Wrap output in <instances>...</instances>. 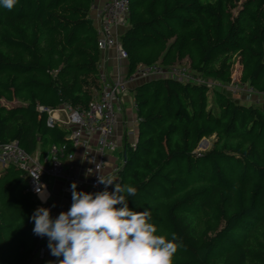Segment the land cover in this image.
<instances>
[{"label":"trees","instance_id":"trees-1","mask_svg":"<svg viewBox=\"0 0 264 264\" xmlns=\"http://www.w3.org/2000/svg\"><path fill=\"white\" fill-rule=\"evenodd\" d=\"M92 3L18 0L0 8V144L43 156L69 142L38 108L84 110L97 98ZM127 19L119 41L128 73L185 63L197 76L228 82L236 61L240 81L264 95V0H129ZM130 90L136 138L123 142L117 169L118 183L137 188L129 207L176 234L173 264H264V101L238 103L172 77ZM27 180L19 167L0 166V264H25L36 246L37 201Z\"/></svg>","mask_w":264,"mask_h":264},{"label":"built area","instance_id":"built-area-1","mask_svg":"<svg viewBox=\"0 0 264 264\" xmlns=\"http://www.w3.org/2000/svg\"><path fill=\"white\" fill-rule=\"evenodd\" d=\"M128 13L129 0H107L99 8L96 34L97 46L100 51L113 47L118 58L127 59L126 52L122 48L114 29L117 27L126 28ZM159 77H172L181 81L201 83L198 76L185 63L168 67L159 64L139 65L131 73L126 72L124 75L114 78L102 73L100 74L101 88L99 94L96 99L89 102L86 109L79 110L69 105H62L58 109L42 106L38 108L39 111L46 112V125L48 127L58 126L68 131L66 136L68 143L50 145L43 156H40L38 151L30 154L25 152L16 142L0 144V165L12 164L26 173L28 178L27 191L37 201L35 208L46 205V200L42 201L38 197L36 189L43 187L45 191L48 178L63 179L67 183V186L63 187L65 192L71 191L70 185L73 181L77 182V186H81L85 182L88 191L94 192L102 189L103 185L96 184L97 170L105 171L107 153L117 152L119 154L123 149V144L117 141L115 132L119 122V114L123 112L122 96L129 92L136 83ZM236 87L237 85L229 91L234 93ZM91 138L95 140L94 147L91 146ZM77 148H82L79 159L86 164L87 176L85 180L71 172ZM119 161L122 162L120 158ZM117 169L118 166L110 171L116 182H118ZM111 187L109 186V190ZM34 255L40 264L57 259L50 254L47 247V237L37 235ZM25 264L32 263L29 261Z\"/></svg>","mask_w":264,"mask_h":264},{"label":"clouds","instance_id":"clouds-1","mask_svg":"<svg viewBox=\"0 0 264 264\" xmlns=\"http://www.w3.org/2000/svg\"><path fill=\"white\" fill-rule=\"evenodd\" d=\"M17 2L0 0V8L11 10ZM96 177L103 188L94 192L78 190L73 181L71 204L58 215L43 205L32 212L33 234L47 237L57 258L45 264H173L176 234L159 230L149 211L129 207L128 197H135L137 188L116 182L108 171L97 170ZM36 192L47 199L43 187Z\"/></svg>","mask_w":264,"mask_h":264},{"label":"crops","instance_id":"crops-1","mask_svg":"<svg viewBox=\"0 0 264 264\" xmlns=\"http://www.w3.org/2000/svg\"><path fill=\"white\" fill-rule=\"evenodd\" d=\"M107 0H93L89 15L93 21V26L95 29L98 27V11L99 8ZM125 27H117L114 32L120 36V34L125 30ZM127 72V61L125 59L118 58L117 52L113 47L107 48L101 51L99 60V73H105L110 78L116 76H122ZM122 106L123 112L119 114V122L116 128V139L118 142L123 144L125 140L133 143L136 138V113L134 109V100L131 90L122 96ZM58 109V108H57ZM58 113V112H57ZM132 132V136L130 133ZM91 146L94 147L95 140L91 138ZM38 149V148H37ZM82 148L76 149V158L73 161V169L71 172L77 175L80 179L85 180L87 176L86 164L80 161V152ZM107 164L105 171L110 172L115 167L119 166V156L117 152H109L106 154ZM67 186V183L61 178H48L46 180V189L44 195L47 197L45 207L50 208V214L56 216L62 210H67L71 204V191H63V187ZM78 190L88 191V186L85 182L81 186H77ZM36 247V246H35ZM35 247L33 248L29 259L27 262L32 264H40L35 254Z\"/></svg>","mask_w":264,"mask_h":264},{"label":"rangeland","instance_id":"rangeland-1","mask_svg":"<svg viewBox=\"0 0 264 264\" xmlns=\"http://www.w3.org/2000/svg\"><path fill=\"white\" fill-rule=\"evenodd\" d=\"M240 74H241V67L235 61L232 66L231 73H230V80L228 82H221L218 80L208 78L206 76H198V78L200 79L201 83L208 86L209 91L216 88L217 90L226 94L231 100L235 102L242 103V104H254V103H260L264 101L263 94L257 93L256 91L252 90L248 84L242 83L240 81ZM235 85H237L236 87L237 89L234 88L236 89V91L234 93H232V91L230 92L229 90H232V88ZM62 116H64L63 113H62ZM130 135L131 136L133 135L132 132L130 133ZM213 139L214 137L212 136L210 138H205L201 140V142L198 145V149L205 150L209 148ZM117 155L119 156L118 153Z\"/></svg>","mask_w":264,"mask_h":264},{"label":"water","instance_id":"water-1","mask_svg":"<svg viewBox=\"0 0 264 264\" xmlns=\"http://www.w3.org/2000/svg\"><path fill=\"white\" fill-rule=\"evenodd\" d=\"M203 140V139H202ZM123 157H124V155H123Z\"/></svg>","mask_w":264,"mask_h":264}]
</instances>
